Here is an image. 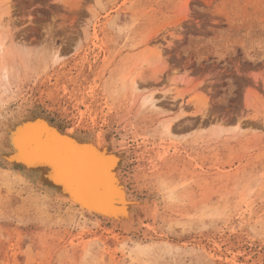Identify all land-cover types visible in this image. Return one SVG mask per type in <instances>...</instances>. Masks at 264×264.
Returning <instances> with one entry per match:
<instances>
[{
	"label": "rangeland",
	"instance_id": "374dc122",
	"mask_svg": "<svg viewBox=\"0 0 264 264\" xmlns=\"http://www.w3.org/2000/svg\"><path fill=\"white\" fill-rule=\"evenodd\" d=\"M24 111L109 139L150 211L0 164V264H264V0H0V143Z\"/></svg>",
	"mask_w": 264,
	"mask_h": 264
},
{
	"label": "water",
	"instance_id": "95a60500",
	"mask_svg": "<svg viewBox=\"0 0 264 264\" xmlns=\"http://www.w3.org/2000/svg\"><path fill=\"white\" fill-rule=\"evenodd\" d=\"M18 114L22 125L32 129L22 133V151L25 149L26 153H22V159L14 158V162L20 161L14 165L33 176L37 186L115 217L117 213L107 210L108 202L113 201L119 205L117 208L129 204L135 222L140 214L150 211L142 207L148 199L127 187L123 167L128 157L109 139L86 138L70 132L44 114L27 111ZM7 138L8 143H0L4 154L12 153L10 150L16 145L12 136ZM11 163L8 156L0 154V164Z\"/></svg>",
	"mask_w": 264,
	"mask_h": 264
},
{
	"label": "bare ground",
	"instance_id": "6f19581e",
	"mask_svg": "<svg viewBox=\"0 0 264 264\" xmlns=\"http://www.w3.org/2000/svg\"><path fill=\"white\" fill-rule=\"evenodd\" d=\"M148 99L150 100L151 103H153V101H154V98L153 97L150 96ZM16 120L17 119H15V121ZM19 121L20 122H18V121L17 122H14L13 125L10 126V127H9L8 124H11V122L10 123H6L4 125V129L2 130V133L3 132H6V131H10L11 132V136L14 138V143L16 144L15 145V148H13V152L10 155L8 154V158H10V160L12 162L11 163L12 166L14 164H19L20 163V161H17L18 163L17 162H14V158L18 157V158L22 159V153L25 152V149H23V151H22V133L27 132L30 129H32L29 126H26V128H25L24 125H22L21 120H19ZM168 129L170 130V127H168ZM9 136H10V134H9ZM1 152L4 154L3 151H1ZM114 184L115 183H113V185ZM44 191L47 194L55 195L52 192L48 191V189L47 190L45 189ZM57 194H58V192H57ZM55 198L59 199L60 201L67 202L71 206H76L83 214L91 215V216H94V217H96L98 219H103V220L107 221L108 223H111L112 225H114L117 228H118V226H123L124 227L123 230L125 228L126 229H130L131 228V225H132V217H133V210L132 211H129L131 209V207L129 206V204H128V206H121V208H117V206H119V205L116 206V204L113 201L108 202L107 203V206H108L107 207V210L110 213H112V212L117 213L118 216L115 217V215H109V214L102 213L100 211H95L93 209L87 208L84 205H82L81 203H78L76 201H73V200L69 199L68 197H64L61 194L56 195ZM110 198H112V196H110ZM145 205L149 206V204H147V203H145ZM116 210H117V212H116Z\"/></svg>",
	"mask_w": 264,
	"mask_h": 264
}]
</instances>
